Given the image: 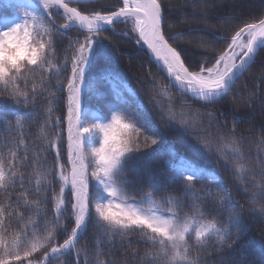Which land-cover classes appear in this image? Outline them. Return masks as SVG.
I'll return each instance as SVG.
<instances>
[{
  "label": "snow or ice",
  "instance_id": "obj_1",
  "mask_svg": "<svg viewBox=\"0 0 264 264\" xmlns=\"http://www.w3.org/2000/svg\"><path fill=\"white\" fill-rule=\"evenodd\" d=\"M72 2L15 0L13 4L9 0L7 6L15 7L19 15L0 21V105L9 101L14 105L10 110L0 108V122L5 131L16 134V139L0 142V148H7V152L0 151V194L4 196L0 203V264H50L70 253H74L76 264L82 257L84 264H89L87 252L77 244L90 226L98 241L97 256L102 251L99 244H119L127 249L135 237L149 246L142 255L132 252V260L139 259L140 264H200L204 259L201 252L219 257L209 264H244L242 260L229 262L224 255L234 250L246 226L242 209L238 211L239 201L219 171L197 165L174 150L169 151L166 161L175 173L170 180H165L159 169L141 167V159L149 155L146 150L164 143L159 126L151 121L140 124L116 102L92 111L85 106V98L92 93L106 97L96 84L111 74L97 73L95 80L89 76L94 65L111 57L100 33L115 31L117 23L131 22V32L137 34L135 43L146 45L151 62L168 78L166 85L153 82L169 101L162 118L169 127H178L188 136L195 151L215 155L216 161L232 172L236 181L233 187L238 191L255 189L248 197L249 203L255 204L264 197V135L253 143L251 137L237 134L235 120L227 128V120H220L206 106L228 95L264 48V15L245 22L230 37H223L226 47L216 55L205 56L198 69L190 70L181 51L169 43L180 34L166 38L162 0H122L115 11L91 13L70 6ZM54 10L62 13L63 24L55 22ZM73 28L86 34L69 38L63 61L54 62L58 44ZM65 72L68 74L62 75ZM169 88L178 90L179 106L168 94ZM40 99L46 104L37 108ZM62 103H66V117L55 115ZM28 105L33 107L29 109ZM10 115L14 121L8 119ZM41 116L43 122L37 133L40 143L33 141L30 149L24 132ZM65 121L66 164L61 162L63 133L48 131L59 129ZM246 140L256 149L255 157L246 154ZM50 152L53 167L45 169ZM28 165L32 172L26 179L21 169ZM53 181L59 184L58 191ZM200 181L209 186L195 191ZM177 182L182 185L180 196L169 192L157 198L156 193ZM25 184L34 187L26 188ZM17 186L20 192L13 199ZM42 189L44 208L40 199H29L31 192L39 196ZM92 190L98 194L93 195ZM49 200L54 223L45 219L41 225L39 217L47 216ZM185 205L192 211L181 214ZM21 209L30 212L27 219ZM225 210L227 217L221 219ZM251 211L264 216V208ZM66 220L73 222L70 232ZM60 233H66L62 243L55 240ZM210 243L215 247L209 249ZM253 243L255 248H251ZM249 247L259 264H264V242L250 241ZM39 252H43V258L34 262L32 258ZM96 264L106 262L98 259ZM107 264L130 261L126 258Z\"/></svg>",
  "mask_w": 264,
  "mask_h": 264
},
{
  "label": "trees",
  "instance_id": "obj_2",
  "mask_svg": "<svg viewBox=\"0 0 264 264\" xmlns=\"http://www.w3.org/2000/svg\"><path fill=\"white\" fill-rule=\"evenodd\" d=\"M9 0H0V21L8 17L19 15L15 7H8ZM15 3V0H12ZM165 16V34L167 37L180 34L176 39H169V43L177 47L181 51L182 58H185V63L190 67V70L198 69L203 62L205 56H213L219 53L226 47V42L222 39L225 36L230 37L234 31L243 26L245 22H253L264 15V0H162ZM85 12L94 11H114L122 6L121 0H98L85 4L74 5ZM53 18L55 22L63 24L64 18L61 12L53 11ZM115 31L108 29L100 33L101 39L109 45L111 57L109 59H102L92 67L89 72L91 79L95 80L97 73L106 71L111 75L106 79L100 80L96 84V88L106 94L105 98H98L95 93L88 95L85 98V106L92 111H99L105 107L108 102L119 103L126 109L127 114L135 118L140 124L146 121H151L159 126L160 133L163 135L164 143L157 147L152 145L146 151L149 153L140 161L141 167H149L153 170L159 169L165 178L170 180L174 175V171L166 161L169 159V151L174 150L180 156L195 162L197 165L205 167L208 170H218L220 176L227 182V185L232 191L234 199L239 201L238 211H241L246 232L242 239L233 246L234 250L226 252L224 255L228 261L242 260L244 264H259L255 259L253 252L250 250L249 242H264V216H258L251 209L264 208V197L257 199L255 204L249 203L248 197L255 189L249 190L248 193L238 191L233 185L236 181L233 179L231 171L226 170L223 163L216 161L215 155H207L202 152H197L192 147L190 138L184 135L178 127H169L165 118L167 112V104L169 101L160 93V88L154 86H162L168 83V78L161 71L158 70L155 63H152L147 52L142 45L135 43L136 33L131 32L132 24L117 23L114 25ZM120 33H128L127 36L120 35ZM86 33L79 32L73 28L68 32V36L63 39V42L57 46L56 63L62 62L65 55V47L69 38L75 39L77 36L83 37ZM65 72L62 75H67ZM168 94L176 98V104L179 106L180 94L176 88H169ZM188 99V97H184ZM159 104V107L157 106ZM46 104V101L40 99L37 108ZM199 105H194L198 107ZM14 105L6 102L0 105V108L10 110ZM23 107V106H21ZM33 105H28L31 109ZM212 112L218 114L220 120H227V128H231L234 120L236 121L237 134H243L246 137H251L254 143L255 139L264 135V48H261L255 57V62L251 64L248 70L236 81L233 88L229 91L223 99L215 104L206 106ZM219 113H223L222 116ZM56 116L66 117V103L60 104L55 112ZM9 120L14 121V116H9ZM43 122V116L39 117V122L30 123L25 129L24 138L28 143L29 148H32V142L40 143L37 140V133L40 123ZM49 133L54 131H61L63 133L61 140V162L66 164L67 160V124L66 121L61 124L59 129H48ZM213 134L215 129L212 130ZM151 134V133H150ZM16 139V134L5 131V125L0 122V142L4 140ZM244 149L247 155L255 157L256 149L248 140L244 142ZM0 151L7 152V148H0ZM20 156L24 153L20 152ZM31 156V151L29 152ZM53 154H47V163L44 164L45 169L53 167ZM67 167V165H66ZM24 172L25 178L31 174V165L21 169ZM256 179L260 180L257 173ZM56 190H59V184L53 181ZM208 183L200 181L195 185V191L202 187H208ZM26 188H33L34 185L25 184ZM182 185L177 182L176 185H169L166 190H161L156 193L157 198L165 196L171 192L173 195L180 196L179 189ZM148 189L145 188L144 191ZM93 195H97L96 190H92ZM216 191V189H213ZM20 192L19 186L16 188L15 195ZM44 190H41L39 196L34 192L29 194V199L41 200V208H44L43 202ZM51 196V192L48 193ZM139 198V194H136ZM4 200V196L0 194V203ZM21 211H24L21 209ZM187 205L182 209L181 214L191 212ZM25 218L30 215L29 211H24ZM215 216L216 212L213 211ZM52 202L49 200L47 204V216L39 217L41 225L45 219L53 222ZM227 210L221 219H226ZM211 218V217H207ZM68 232L73 227L71 220L65 221ZM13 222V227H15ZM41 233L44 229L41 226ZM95 229L91 226L88 231L79 239L77 248L87 252V259L89 264H96L97 260L110 262L113 260L124 261L126 258L130 264H140V260H132V252L136 251L142 255L149 247L146 244L137 242L133 237L131 248L121 247L119 244L111 246L108 243L99 244L102 249L99 256H97L98 241L94 236ZM66 238V233H60L55 237L56 242L62 243ZM103 239V238H101ZM253 243L251 248H255ZM215 247L214 243L209 244V249ZM196 252H193L195 255ZM204 259L200 264H209L210 261L216 260L217 255L209 256L206 252H201ZM43 258V252H39L32 258L34 262H39ZM50 264H76L74 253L65 256H60L58 259L51 260ZM80 264H84V258L80 259Z\"/></svg>",
  "mask_w": 264,
  "mask_h": 264
},
{
  "label": "water",
  "instance_id": "obj_3",
  "mask_svg": "<svg viewBox=\"0 0 264 264\" xmlns=\"http://www.w3.org/2000/svg\"><path fill=\"white\" fill-rule=\"evenodd\" d=\"M96 1H98V0H78V2H75V0H73V2L70 4V6L74 7L73 5H76V4H85V3L96 2ZM142 46H143V48L145 49V51L147 52V54H148L150 60L152 61L153 58L151 57L150 53L148 52L146 45H142ZM162 72H163V71H162ZM163 73H164V72H163ZM164 74H165V73H164ZM166 77H167V76H166Z\"/></svg>",
  "mask_w": 264,
  "mask_h": 264
},
{
  "label": "rangeland",
  "instance_id": "obj_4",
  "mask_svg": "<svg viewBox=\"0 0 264 264\" xmlns=\"http://www.w3.org/2000/svg\"><path fill=\"white\" fill-rule=\"evenodd\" d=\"M10 18H12V17H8V18H5V19H10ZM4 20V19H3Z\"/></svg>",
  "mask_w": 264,
  "mask_h": 264
}]
</instances>
